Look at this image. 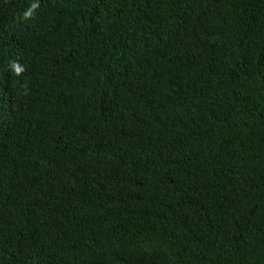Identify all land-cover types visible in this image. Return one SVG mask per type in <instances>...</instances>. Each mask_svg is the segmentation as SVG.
Segmentation results:
<instances>
[{"label": "trees", "instance_id": "obj_1", "mask_svg": "<svg viewBox=\"0 0 264 264\" xmlns=\"http://www.w3.org/2000/svg\"><path fill=\"white\" fill-rule=\"evenodd\" d=\"M0 264H264V0H0Z\"/></svg>", "mask_w": 264, "mask_h": 264}]
</instances>
